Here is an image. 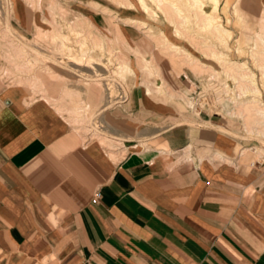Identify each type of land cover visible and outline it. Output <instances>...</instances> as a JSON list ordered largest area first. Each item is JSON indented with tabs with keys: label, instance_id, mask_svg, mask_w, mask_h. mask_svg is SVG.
Returning <instances> with one entry per match:
<instances>
[{
	"label": "crops",
	"instance_id": "1",
	"mask_svg": "<svg viewBox=\"0 0 264 264\" xmlns=\"http://www.w3.org/2000/svg\"><path fill=\"white\" fill-rule=\"evenodd\" d=\"M52 2L144 39L127 21L147 14L109 0H0V28L29 37ZM153 94L133 85L107 137L85 139L0 72V264H264V157Z\"/></svg>",
	"mask_w": 264,
	"mask_h": 264
},
{
	"label": "rangeland",
	"instance_id": "2",
	"mask_svg": "<svg viewBox=\"0 0 264 264\" xmlns=\"http://www.w3.org/2000/svg\"><path fill=\"white\" fill-rule=\"evenodd\" d=\"M247 1L248 0H222L221 2L217 17L221 19V23L226 29L233 32L234 37H232L229 43L231 46L230 49L226 50L222 48V46L216 43L210 35L202 33L197 25H195V21H193L192 18L189 21V25H187V29L194 35L193 37L195 39L200 37L209 41L211 40V43L217 44L218 46L215 45L217 50L224 52V54L228 55L232 60L234 58L233 61L248 63L250 69L255 74L258 73L256 74V79L259 80L257 84H259L258 87L260 90L261 84H263L261 92L263 94H260L259 98L261 103L262 97H264L262 96L264 95V82L262 81V76H260L261 74L258 72V69L249 59L248 46L244 42L248 25L240 24L234 14L233 8L234 5L238 3L247 20L253 18L258 20L264 7L261 6V4L257 6L258 3H255L256 6H244ZM63 8L65 10H62L60 13L57 12V15L52 14L49 10L47 26L41 27V29L51 31L54 27L59 25L60 27L62 26V32L68 34L69 30L66 26L67 21L75 22L77 17L85 15L71 6L63 5ZM139 10L141 11V9ZM86 17L89 18L88 16ZM144 17V21L155 33L162 31L172 43L182 47V49H186L187 52H190L199 62L211 65L212 68L206 67L205 69L203 66H198L196 71L192 68V65L182 63L184 58H175L165 53V51L160 48V44H158V38H151L147 35V29H145L146 31L140 29L144 35V39L141 43H132L124 38L118 26L113 29L105 30L100 29L94 24L105 39L111 40L109 44H111L110 47L112 51L115 49V52H112V56L107 51H98L96 57L88 60L90 64L87 67H80L78 69L74 66L75 63L73 64V62L71 63L69 60L63 59V61L65 60L63 63L61 59L62 56H60L50 36L41 38L38 36L37 30H35L31 36L24 37L11 27H1L0 61L2 64L0 66V72L3 78L11 85L22 86L31 92L33 97H40L48 100L71 124L72 129L85 139H100L101 136L107 137L106 134H108L110 128L107 123L112 125L111 122L114 120V111L119 109L123 110L128 106L132 87L138 84L144 86V88L151 86L153 91L159 88L160 91L159 93H154L155 96L174 104L177 110L184 114L182 120L202 121L201 124H209L207 119L211 117L218 121V125L221 126L223 131L233 133L235 136L244 139L247 144H250V146H246L245 149H255L257 151L255 155L256 159L264 157V136L250 132L259 127L262 128V121L254 117L255 119L250 121L251 123H247L245 120L246 117L238 113V108L235 104L238 103V101H236V95H238V93H236L235 90L228 91L229 94L226 93L228 94L227 96L222 94L218 82L213 78L211 79L213 74H215L212 73L214 72V68L216 71L221 72L219 65H217L215 61L209 60L206 55L197 48L196 42L193 43L191 41V43L189 41L190 39L188 40L177 36L174 37L173 34H176L173 32L175 27H172V24H170L161 13H159V18L157 19L150 18L148 15H144ZM1 19L0 17V21ZM52 19H56V21ZM89 20L91 19L89 18ZM257 29L258 26H255L251 29V32L254 33ZM5 32H7L8 35ZM44 38L48 39L45 40ZM15 43L25 45L27 47L26 54L24 53L23 56L19 54L15 48ZM239 46L243 47L244 53L235 52ZM114 53H118L117 56ZM119 54L121 56L126 55L127 57H125L131 60L135 69V74L127 76L125 80H121L122 78L114 72L115 66L113 65L116 64L114 60L120 56ZM75 58H77V56ZM25 60L26 62H23ZM26 63H28V68H25L27 67L25 66ZM145 63H148L151 68H145ZM23 66L24 68L21 69ZM210 74L212 76H210ZM20 78H34L36 81L33 80L32 82H35V84H33L32 82L21 81L19 80ZM64 90H77V92H80L81 98L78 100L67 98V96L64 98ZM246 99H250V97L245 98V101ZM56 102L60 105H57ZM72 102L86 105L87 111L84 114L85 118L80 122H75L77 119L74 118L73 115L71 116L68 111L63 110L64 108L74 109V104H72ZM189 102L194 104L192 108ZM263 102L262 104L264 105ZM232 103H234V105ZM62 106H64L63 109L61 108ZM177 123H181V120H173L171 122V124ZM82 124L83 126H81ZM81 127H85V130ZM110 139L113 140L111 137Z\"/></svg>",
	"mask_w": 264,
	"mask_h": 264
},
{
	"label": "bare ground",
	"instance_id": "3",
	"mask_svg": "<svg viewBox=\"0 0 264 264\" xmlns=\"http://www.w3.org/2000/svg\"><path fill=\"white\" fill-rule=\"evenodd\" d=\"M109 1L119 5L120 7H127L131 9L139 8L150 18L157 19L159 18V13H161L163 16H165V18L169 21V23L175 27V33L177 37L180 38L183 37L188 40L190 39L189 41L190 42L192 41L193 43L196 42L195 44L197 45V48L201 50L209 60L215 61V63L219 65V67L221 68V72L216 71L214 67H213L214 72H212L211 69V72L215 73L213 74V76L210 74V76H212L211 79L213 78L214 80H216V82H218V85H220L219 89H221L223 95L225 94V96H227L229 94L228 91H232V90H235V92L238 93V95H236L237 97L236 101H238V103H235L238 108V113L246 117L245 120L247 123H251L250 121H253L255 118L261 120L262 128L259 127L256 130H252L250 132L253 134L255 133L264 136V105L262 104V102L264 101L263 100L264 97H262L261 103L259 99L260 94H263L261 93L263 89L262 88L263 84H261L260 82L261 84V90H260L258 87L259 84H257L259 80L256 79V74L258 73L255 74L248 66V63L241 61H233L234 58L232 60L228 57V55L224 54V52L217 50L216 46L218 45L211 43V40L209 41L207 39H203L200 37L196 38L197 39L196 40L193 37L194 35H192L190 31L187 29V25H189V21L192 18L193 21H195V25H197L198 29L202 33L210 35L212 39L215 40L216 43L222 46V48L226 50L230 49L231 46L229 43L232 40V37H234L233 32L226 29L221 23V19L217 17L222 0H109ZM96 5L93 4L95 9L97 7ZM106 9L105 12L107 14L108 10ZM62 10L65 9L60 4L53 2L50 4V11L52 12V14L57 15L56 13L57 12L60 13L62 12ZM234 14L237 17L240 24H244V16L239 6H235ZM52 20L56 21V19H52ZM127 23L135 25L136 27L139 26L138 28L141 30L147 29L148 30L147 35L151 38L157 37L158 44H160L159 45L160 48L164 50L165 53L170 54L175 58L177 57L184 58L183 60L181 59L183 61L182 63H187L189 65H192V68L194 70L197 71L198 66H203L205 67V69L206 67L212 68L211 65H207L205 63L199 62V60L195 59L190 52H187L186 49H182V47L172 43L162 31L155 33L154 30L149 28V25L146 22L141 20L140 21L128 20ZM66 26L68 27L69 30L68 34L62 32L63 31L62 26L60 27L59 25L57 27H54L53 30L51 31H45L42 30L41 28L36 27L38 28L37 32L39 37L41 38H43L44 36L51 37L53 44L56 46L57 50L59 51L60 56H62L61 57L62 61L63 59L69 60L71 63L72 62L73 64L75 63L74 66L77 68L87 67L90 64L88 63V60L90 58L96 57L98 55L97 53L98 51L101 52L107 51L111 55L112 52H115V49L114 51H112V48L110 47L111 44H109V41L111 40L105 39L102 33H100V31L96 28V26L92 23V21L89 20V18H87L85 15H81L80 17H77V20H75V22L67 21ZM5 33L8 35L7 32ZM247 37L249 38L248 40H246ZM244 42L248 46L247 49H248L249 59L251 60L253 65L258 69V72L261 74L260 76H262V81L264 82V14L260 18L258 29L254 33H252L251 30L249 29L245 32ZM15 46L19 54H21L22 56L24 53L26 54L27 47L25 45L15 43ZM54 50L57 51L56 49ZM235 52L244 53V49L243 47L239 46ZM76 56L77 58H75ZM125 56L120 55L119 57H117V59L115 58L116 60H114V62H116V64L114 63L115 65H113L115 66L114 68L115 74H117L120 78H122L121 80H125L127 76L135 74V69L133 67L131 60H128L126 58L127 56L126 57ZM23 62H26V60ZM25 66H27L25 68H28V63H26ZM149 67L151 68V66L148 65V63L147 64L145 63V68H149ZM22 68H24V66L21 67V69ZM146 89L148 94H153L156 92L158 93L160 91L159 88L156 91H153L151 86H147ZM63 95L64 98L65 96H67V98L69 97L74 100H78L79 98H81V94L80 92H77V90L76 91L64 90ZM249 97L250 99H246L245 101V98H249ZM192 102H189L191 108L192 105H194ZM72 104H74V109L72 110L69 108L66 109L64 108V106H62L61 108L62 109L64 108L63 109L64 111L65 110L68 111V113L71 114V116L73 115V117L77 119V121L75 120V122L82 121V119L85 118L84 114L87 111L86 105H83L81 103L77 104L75 102H72ZM232 104L234 105V103ZM57 105L60 104L57 103ZM81 126H83V124ZM247 128H248V124H247ZM110 142H111L110 143L111 146H115L116 144L115 142L113 141Z\"/></svg>",
	"mask_w": 264,
	"mask_h": 264
}]
</instances>
